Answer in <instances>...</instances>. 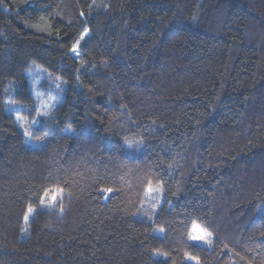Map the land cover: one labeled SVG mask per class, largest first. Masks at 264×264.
I'll return each instance as SVG.
<instances>
[{
    "label": "trees",
    "instance_id": "trees-1",
    "mask_svg": "<svg viewBox=\"0 0 264 264\" xmlns=\"http://www.w3.org/2000/svg\"><path fill=\"white\" fill-rule=\"evenodd\" d=\"M197 260L264 264V0H0V264Z\"/></svg>",
    "mask_w": 264,
    "mask_h": 264
},
{
    "label": "snow or ice",
    "instance_id": "snow-or-ice-1",
    "mask_svg": "<svg viewBox=\"0 0 264 264\" xmlns=\"http://www.w3.org/2000/svg\"><path fill=\"white\" fill-rule=\"evenodd\" d=\"M73 51H75V48H73ZM127 143H128L129 147H131L133 145L132 141H128ZM48 191L49 190L45 189V195L48 194ZM103 191L111 193V192H113V189L112 188H106V189H103ZM149 191H152V189L150 188ZM51 199L54 201L56 199V197L53 196V197H51ZM43 203H44V199H41V204H43ZM61 211H63V209H61ZM32 212H33V208L31 207V205H29L27 213H32ZM25 219L26 220L28 219V214L25 215ZM210 237H211V233H201V234H195L191 238L194 241H203L205 243H210L211 242ZM192 259H197V258L193 257ZM197 264H199L198 260H197Z\"/></svg>",
    "mask_w": 264,
    "mask_h": 264
},
{
    "label": "rangeland",
    "instance_id": "rangeland-1",
    "mask_svg": "<svg viewBox=\"0 0 264 264\" xmlns=\"http://www.w3.org/2000/svg\"><path fill=\"white\" fill-rule=\"evenodd\" d=\"M201 233H208V232L204 231V230L200 227L199 224L194 223V224L192 225V228H191V237H192L193 235H195V234H201ZM211 237H212V236H211ZM211 237H210V238H211ZM191 241L196 242V243H200V244H204V243H205V242H203V241H194L192 238H191ZM188 261H190V262H195V259L188 258Z\"/></svg>",
    "mask_w": 264,
    "mask_h": 264
}]
</instances>
